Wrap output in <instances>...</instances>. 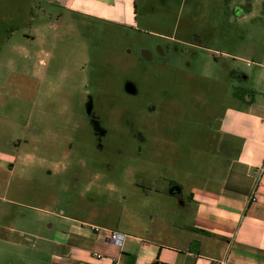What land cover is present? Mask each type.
I'll return each instance as SVG.
<instances>
[{
    "label": "rangeland",
    "instance_id": "1",
    "mask_svg": "<svg viewBox=\"0 0 264 264\" xmlns=\"http://www.w3.org/2000/svg\"><path fill=\"white\" fill-rule=\"evenodd\" d=\"M231 1L134 0L137 25L120 26L55 2L0 0L9 31L0 39V117L31 104L29 119L17 116L22 127L0 120V149L28 135L25 124L36 144L27 178L8 177L9 197L123 232L132 218L151 225L152 215L176 211L175 198L143 201L134 185L173 179L186 194L193 175L217 164L214 119L250 88L247 63L264 53L260 3L242 17L233 6L242 0Z\"/></svg>",
    "mask_w": 264,
    "mask_h": 264
},
{
    "label": "crops",
    "instance_id": "2",
    "mask_svg": "<svg viewBox=\"0 0 264 264\" xmlns=\"http://www.w3.org/2000/svg\"><path fill=\"white\" fill-rule=\"evenodd\" d=\"M47 1L103 22L137 25L134 0ZM257 3L264 13V0L234 2V12L246 17V9L251 11ZM254 58L249 65L252 71L244 76L250 88L236 92L238 103L222 106L220 117L214 119L218 128L207 126L217 144L213 154L217 164L209 173L193 175L195 180L186 194L184 186L173 179L167 185L163 181L134 185L143 201L176 200V211L166 210L160 219L152 215L151 225L135 223L132 218L123 232L88 218L43 210L31 205V198L30 204L10 198L6 181L18 173L23 180L27 178L36 144L26 124L25 133H30L24 138H6L7 148L0 149V264H264V53ZM229 70L237 77L236 68ZM11 109V116L3 112L1 121L22 127L17 116L31 117V104H16ZM5 110L0 108V112ZM46 163L40 160L41 166ZM46 173L49 177L62 175L50 168ZM23 189L20 182L18 190ZM20 207L28 211L20 212ZM189 213L192 218L187 223ZM95 228L126 235L123 247H116L105 232Z\"/></svg>",
    "mask_w": 264,
    "mask_h": 264
},
{
    "label": "built area",
    "instance_id": "3",
    "mask_svg": "<svg viewBox=\"0 0 264 264\" xmlns=\"http://www.w3.org/2000/svg\"><path fill=\"white\" fill-rule=\"evenodd\" d=\"M249 65L251 63H248ZM96 232H99V231H103L107 234V237L108 239L118 248H122L123 245H124V242L126 240V235L118 232V231H111V230H105V229H100V228H95L94 229ZM97 258H101L102 256L101 255H96ZM117 264V263H115ZM213 264H231L229 262H225V261H222V262H214Z\"/></svg>",
    "mask_w": 264,
    "mask_h": 264
},
{
    "label": "trees",
    "instance_id": "4",
    "mask_svg": "<svg viewBox=\"0 0 264 264\" xmlns=\"http://www.w3.org/2000/svg\"><path fill=\"white\" fill-rule=\"evenodd\" d=\"M10 27H11V26H10ZM11 28H12V27H11ZM6 29H7L6 22H1V20H0V39H1V38L3 39V37L9 36V35H8L9 31L7 32V35H6V36H4V34H3V31H4V32L7 31ZM10 32H13V29H12Z\"/></svg>",
    "mask_w": 264,
    "mask_h": 264
},
{
    "label": "water",
    "instance_id": "5",
    "mask_svg": "<svg viewBox=\"0 0 264 264\" xmlns=\"http://www.w3.org/2000/svg\"><path fill=\"white\" fill-rule=\"evenodd\" d=\"M143 57H144L145 59H147V60H150V59H148V56H147V54H146V51H143ZM127 90H128L129 92H131V93H135V89H134V87H133L132 85H129V86L127 87Z\"/></svg>",
    "mask_w": 264,
    "mask_h": 264
},
{
    "label": "flooded vegetation",
    "instance_id": "6",
    "mask_svg": "<svg viewBox=\"0 0 264 264\" xmlns=\"http://www.w3.org/2000/svg\"><path fill=\"white\" fill-rule=\"evenodd\" d=\"M43 0H38V1H35L34 0V3L37 5V4H39L40 2H42ZM45 1H47V0H45ZM173 42V41H172ZM146 54H147V56H148V59H152V56H151V54L149 53V52H147L146 51ZM145 59V58H144ZM89 108H91V105H89Z\"/></svg>",
    "mask_w": 264,
    "mask_h": 264
}]
</instances>
